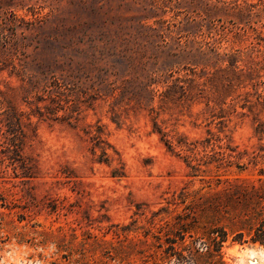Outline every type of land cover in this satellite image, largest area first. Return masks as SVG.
Masks as SVG:
<instances>
[{
  "label": "rangeland",
  "instance_id": "obj_1",
  "mask_svg": "<svg viewBox=\"0 0 264 264\" xmlns=\"http://www.w3.org/2000/svg\"><path fill=\"white\" fill-rule=\"evenodd\" d=\"M261 154L264 0H0V264H142Z\"/></svg>",
  "mask_w": 264,
  "mask_h": 264
},
{
  "label": "trees",
  "instance_id": "obj_2",
  "mask_svg": "<svg viewBox=\"0 0 264 264\" xmlns=\"http://www.w3.org/2000/svg\"><path fill=\"white\" fill-rule=\"evenodd\" d=\"M11 124L12 136L7 147L13 155L10 158L20 159L16 118ZM161 136L165 134L161 132ZM261 157V162H252L256 178H216L214 188L208 186V191L195 193L180 219L166 229V235H172L174 241L158 254L146 255L142 264H226L222 247L229 237L231 241L248 242L264 249V155ZM258 163L262 165L257 166ZM244 165L235 166L243 171L248 168ZM186 236L190 237L188 243Z\"/></svg>",
  "mask_w": 264,
  "mask_h": 264
}]
</instances>
